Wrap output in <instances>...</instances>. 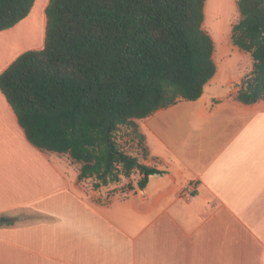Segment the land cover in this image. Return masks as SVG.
Listing matches in <instances>:
<instances>
[{"label":"crops","instance_id":"0c3cea01","mask_svg":"<svg viewBox=\"0 0 264 264\" xmlns=\"http://www.w3.org/2000/svg\"><path fill=\"white\" fill-rule=\"evenodd\" d=\"M37 1L0 31V73L43 47L49 0L27 24ZM30 32L39 46L17 49ZM217 73L199 98L135 119L148 152L139 161L161 172L139 189L136 170L127 191L108 195L79 181L67 154L33 147L0 91V264H264V100L235 98L247 73ZM21 209L42 218L13 220Z\"/></svg>","mask_w":264,"mask_h":264},{"label":"trees","instance_id":"16d2710c","mask_svg":"<svg viewBox=\"0 0 264 264\" xmlns=\"http://www.w3.org/2000/svg\"><path fill=\"white\" fill-rule=\"evenodd\" d=\"M35 0H0V31L25 18ZM205 0H49L43 47L19 54L1 73L0 91L27 141L79 163L93 188L150 174L135 119L180 99L195 100L213 77L214 45L203 28ZM230 38L252 59L235 98L264 100V0H238ZM125 127L135 154L115 135ZM4 223L0 222V226Z\"/></svg>","mask_w":264,"mask_h":264},{"label":"rangeland","instance_id":"374dc122","mask_svg":"<svg viewBox=\"0 0 264 264\" xmlns=\"http://www.w3.org/2000/svg\"><path fill=\"white\" fill-rule=\"evenodd\" d=\"M237 1L238 0H205L204 5V20L202 26L213 41L214 54L217 55L216 62H218V64H216L218 67L217 74L224 73L223 80L242 73H247L245 77H248L252 70V59L250 55L235 47L230 38L231 27L239 18ZM43 4L37 6L30 14L27 20L29 28H31L32 21L37 17L36 15H38L39 10H42L41 6H43ZM38 28H40V25H38V27L36 26L35 34H38ZM23 34L24 32L21 31V33L17 35L18 40ZM40 41V37H33L30 32V35H25L22 43L17 42V49L37 48ZM127 132L128 130L125 127L120 128L115 135L116 141L124 151L135 154L139 150L137 151L135 142L130 140L129 136H127ZM136 179L137 177L134 171V174L132 173L128 178L121 177L118 182L109 183L105 188V193L108 195L113 192H125L128 190L127 187H130ZM85 182L93 187L92 179H85ZM12 214L14 216L13 220L19 222H31L42 218L38 213L27 209L17 210Z\"/></svg>","mask_w":264,"mask_h":264},{"label":"built area","instance_id":"2783aa9c","mask_svg":"<svg viewBox=\"0 0 264 264\" xmlns=\"http://www.w3.org/2000/svg\"><path fill=\"white\" fill-rule=\"evenodd\" d=\"M194 190H195V184L188 183V185L181 191L180 196L188 197L194 192Z\"/></svg>","mask_w":264,"mask_h":264},{"label":"bare ground","instance_id":"6f19581e","mask_svg":"<svg viewBox=\"0 0 264 264\" xmlns=\"http://www.w3.org/2000/svg\"><path fill=\"white\" fill-rule=\"evenodd\" d=\"M44 1H45V0H38V1H37V4H36V7L42 5V4L44 3ZM36 7H35V8H36ZM41 7H42V6H41ZM39 9H40V8H39ZM40 10H41V9H40ZM40 10H39L38 15H36L37 17L35 18V21L41 19V13H40L41 11H40Z\"/></svg>","mask_w":264,"mask_h":264},{"label":"water","instance_id":"95a60500","mask_svg":"<svg viewBox=\"0 0 264 264\" xmlns=\"http://www.w3.org/2000/svg\"><path fill=\"white\" fill-rule=\"evenodd\" d=\"M9 218L5 216H0V222H8Z\"/></svg>","mask_w":264,"mask_h":264}]
</instances>
